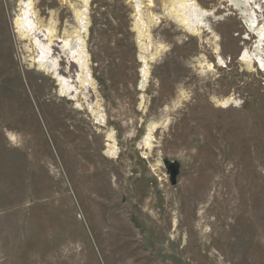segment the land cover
Returning a JSON list of instances; mask_svg holds the SVG:
<instances>
[{
    "label": "rangeland",
    "instance_id": "1",
    "mask_svg": "<svg viewBox=\"0 0 264 264\" xmlns=\"http://www.w3.org/2000/svg\"><path fill=\"white\" fill-rule=\"evenodd\" d=\"M73 1L33 0L35 17L62 37L76 26ZM195 1L209 13L199 34L143 22L165 51L141 85L133 3L91 0L93 86L80 88L61 40L51 47L74 99L28 64L19 0H0V264H264V69L240 61L264 60V41L257 52L241 7ZM248 1L264 26V4Z\"/></svg>",
    "mask_w": 264,
    "mask_h": 264
},
{
    "label": "bare ground",
    "instance_id": "2",
    "mask_svg": "<svg viewBox=\"0 0 264 264\" xmlns=\"http://www.w3.org/2000/svg\"><path fill=\"white\" fill-rule=\"evenodd\" d=\"M65 1L68 0H64V2ZM90 1L91 0H74L73 2H69V7L72 10L76 26H69V30L71 31H67L66 29H64L62 37L57 36L58 34L54 27L55 25L52 26V22L48 23L50 25L49 26L47 24H43L40 19L35 17L33 0H19V13L14 21V26L17 30L19 39L27 42L24 48L27 54L26 61L28 62V64L31 67H35L37 68V70L44 72L45 74L54 76L59 86V93L64 96L67 95V97L74 93V95L72 96V98L74 99L77 96V91L75 87L71 85V81H68L69 79L67 80L65 78L56 76L57 59L51 57V47L55 38L61 40L60 50L66 54L68 59H71L72 63H75L78 66L79 73L77 75L76 82L79 84L80 88L93 86L89 71V56L87 55L85 50L83 37L88 25L87 8ZM223 1L230 2L236 8H242L240 9V12L242 16L245 17V21L248 25L247 27H249V29L252 30L255 35H258L257 39L259 40V45L257 46L255 43V45L257 46L256 51L258 52L261 46L260 41H264V26L259 27L258 25V28L255 25L258 22L256 11L261 10L260 6L255 4L256 7L249 10L248 0ZM260 1L264 4V0ZM131 2L133 3L132 5L134 11L133 28L134 32L136 33L135 39L139 49L138 57L143 64L141 70V77L143 81L141 82V85H144L145 80L148 76V64L157 60L165 51V48L161 44H155L154 47H152V37L149 34L147 25H145V23L143 22L155 23L159 22L160 19H166L175 23L187 33L199 34V28H201V24L203 23L204 18L209 15V13L203 11L195 0H161L160 15H154L151 12V9L155 7L154 0H131ZM143 2H146V4L143 5ZM40 33H42L41 36L43 39H40ZM257 56L258 55H254V57L250 56L245 51L242 54L240 61L245 63L249 69H251L252 63L257 64L259 68L264 69V60L262 59L261 55H259V57ZM229 102L230 99H226L222 101L221 105L226 106ZM89 111L96 120V123L100 126H104L105 117L101 113L99 108L94 110L89 107ZM155 126L156 125H154V123L150 124L147 128L145 138L142 139V144L148 151L152 149L150 145V137ZM105 141L107 142V155L114 156L117 153V148L113 131L107 133Z\"/></svg>",
    "mask_w": 264,
    "mask_h": 264
},
{
    "label": "water",
    "instance_id": "3",
    "mask_svg": "<svg viewBox=\"0 0 264 264\" xmlns=\"http://www.w3.org/2000/svg\"><path fill=\"white\" fill-rule=\"evenodd\" d=\"M168 170L170 172V184L174 186L176 184L177 170L174 169L172 164L169 165Z\"/></svg>",
    "mask_w": 264,
    "mask_h": 264
}]
</instances>
